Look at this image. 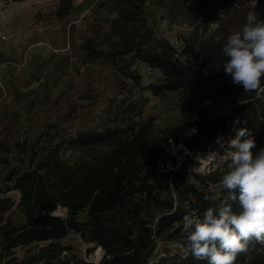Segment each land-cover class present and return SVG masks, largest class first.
Listing matches in <instances>:
<instances>
[{"label": "trees", "instance_id": "1", "mask_svg": "<svg viewBox=\"0 0 264 264\" xmlns=\"http://www.w3.org/2000/svg\"><path fill=\"white\" fill-rule=\"evenodd\" d=\"M74 1H59V17L69 14ZM238 5L232 25L219 35L225 40L245 24L249 11L264 19V0H240ZM107 9L117 16L102 40V31L98 38L84 36L79 48L85 62L116 65L133 56L161 72L162 80L149 87L154 95L177 91L198 117L158 132L152 117L136 120L123 115L100 129L67 134L62 124L76 110L60 111L56 121L41 126L31 139H21L12 117H4L0 164L9 165L15 157L25 164L23 169L14 167L0 174L4 184L0 261L8 257L7 264H96L63 242L71 232L105 251L100 264H207L192 255L183 217L202 218L227 194L222 187L218 193L211 189L220 184L227 167L192 173L189 163L167 153L164 144L189 134L196 140L206 135L204 126L213 109L226 102L242 122L237 128L246 127L254 135L253 153L264 147V91L244 92L232 84L222 67L224 40L180 35L183 44L177 48L147 22L144 0H112ZM130 76L140 80L131 72ZM125 112H135L134 105L129 104ZM185 145L192 148L189 141ZM66 147L78 148L82 154L69 162L62 155ZM12 190L20 192L18 201L6 196ZM58 206L66 209L65 216L53 214ZM233 208L239 210L235 204ZM18 218L24 222L17 223ZM157 239L179 248L163 247L154 253ZM16 248L22 249L20 257L14 256ZM234 264H264V244L251 241Z\"/></svg>", "mask_w": 264, "mask_h": 264}, {"label": "rangeland", "instance_id": "2", "mask_svg": "<svg viewBox=\"0 0 264 264\" xmlns=\"http://www.w3.org/2000/svg\"><path fill=\"white\" fill-rule=\"evenodd\" d=\"M59 1L0 0V34L6 36L3 39L0 35V121L11 116L21 139L33 138L41 126L56 121L60 111L76 110L62 124L67 134L100 129L114 124L123 115L136 120L152 117L158 132L197 119L198 114L186 107L179 92L154 95L149 87L162 80L161 72L133 56L116 65L85 62L79 46L87 34L98 38V32L102 31V40L117 16L107 9L112 0H75L65 17L57 14ZM144 1L147 22L156 34L168 37L177 48L183 44L180 35L201 38L221 35L232 25L234 10L241 6L240 0ZM130 72L140 80L130 76ZM129 104L134 105L135 112H125ZM212 112V119L204 126L206 135L196 140L189 134L178 142L164 144L167 153L189 163L192 173H207L215 166L227 167L230 162L218 159L209 164L207 160L196 159L198 154L209 150L217 133H223L226 139L235 136L234 121L239 116L232 113V106L223 102ZM185 141H189L191 149ZM231 150L226 146L220 155L226 156ZM81 154L78 148L66 147L62 151L69 162ZM14 167L23 169L25 164L15 157L9 165L0 164V174ZM3 185L0 182V188ZM221 187L219 184L211 189L218 193ZM6 196L18 201L20 192L12 190ZM66 212L58 206L53 214L65 216ZM16 222L21 224L24 219L18 218ZM63 242L74 245L83 257L96 264L105 257L101 247L85 242L77 232L69 233ZM157 243L154 253L163 247L179 248L178 244H164L158 239ZM15 252L14 256L20 257L22 249L16 248ZM1 253L0 238V258ZM7 260L4 257L0 264H7Z\"/></svg>", "mask_w": 264, "mask_h": 264}, {"label": "clouds", "instance_id": "3", "mask_svg": "<svg viewBox=\"0 0 264 264\" xmlns=\"http://www.w3.org/2000/svg\"><path fill=\"white\" fill-rule=\"evenodd\" d=\"M216 40H224L222 53L226 59L222 67L232 84L244 92L264 91V19L249 11L239 30L230 32L226 40L223 36ZM240 123L239 117L235 118L234 124ZM234 131L235 136L227 139L217 133L209 150L196 157L209 164L218 159L230 161L219 181L227 194L214 207H208L202 218L183 217L192 255L207 264H234L240 253L247 252L251 241L264 244V147L254 154L256 140L249 129ZM226 146L232 150L220 155Z\"/></svg>", "mask_w": 264, "mask_h": 264}, {"label": "built area", "instance_id": "4", "mask_svg": "<svg viewBox=\"0 0 264 264\" xmlns=\"http://www.w3.org/2000/svg\"><path fill=\"white\" fill-rule=\"evenodd\" d=\"M1 35V34H0ZM1 37L3 38V39H6V36L5 35H1Z\"/></svg>", "mask_w": 264, "mask_h": 264}]
</instances>
